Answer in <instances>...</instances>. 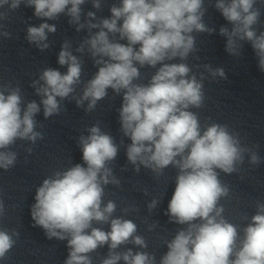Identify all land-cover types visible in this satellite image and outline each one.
I'll return each instance as SVG.
<instances>
[{
  "label": "clouds",
  "instance_id": "1",
  "mask_svg": "<svg viewBox=\"0 0 264 264\" xmlns=\"http://www.w3.org/2000/svg\"><path fill=\"white\" fill-rule=\"evenodd\" d=\"M86 2L0 0V9L7 6L0 11V37L11 36L4 23L10 11L21 5L33 8V16L44 22L29 25L25 39L41 52L50 46L49 34L57 31L56 25L47 21L64 15L76 32L88 31L75 49L81 56L73 54L70 41L61 45L57 62L66 66L65 73L46 67L32 80L30 87L40 97L39 103L30 100L25 104L18 86L0 85V169L7 171L15 165L17 153L10 148L17 140L34 145L43 139L35 119L41 108L48 119L58 115L61 101L71 97L78 108L91 112L111 89L122 96L117 112L119 130L131 141L126 146L128 164L137 173L142 166L157 177L169 166L177 170L164 214L169 223L184 227L165 242L167 251L159 261L132 247L117 251L126 244L146 249L147 243L136 234L132 220L113 216L114 201L103 203L105 186L120 184L109 166L119 146L99 123L78 138L82 163L53 172L35 189L30 207L32 226L41 228L49 240L66 241L68 254L63 264H93L90 254L104 246L108 252L99 264H264V202H257L242 236L237 226L225 219L224 207L219 204L229 195V187L219 179L220 172H237L246 155L250 165L260 164L261 157L242 145L239 133L227 125L210 123L202 128L198 115L191 111L203 106L204 80L228 79L223 67L210 64L202 65L204 70L197 78L184 62L198 50L194 33L216 31L204 21L205 0H119L109 8L110 16L98 18L95 11H88L82 20ZM257 3L264 0H215L213 6L231 25L219 28V35L226 38L225 52L239 57L242 42L249 43L257 67L264 73V30L257 32L255 27L261 16ZM91 4L96 10L101 8V0H91ZM85 53L97 71L75 95L76 86L82 83ZM175 60L180 62H172ZM146 66L155 69L154 73L146 84L136 83L140 69ZM26 151L31 154L32 148ZM158 203L153 198L147 205L149 212ZM123 211L127 213L129 208ZM4 215L0 199V217ZM94 224H107L109 230ZM154 227L150 225L149 230ZM18 236L15 229L0 228V261L6 259Z\"/></svg>",
  "mask_w": 264,
  "mask_h": 264
},
{
  "label": "water",
  "instance_id": "2",
  "mask_svg": "<svg viewBox=\"0 0 264 264\" xmlns=\"http://www.w3.org/2000/svg\"><path fill=\"white\" fill-rule=\"evenodd\" d=\"M119 0H101V8L92 7L91 0L82 6V20L88 11H95L98 18L110 16L109 8L118 4ZM215 0H205L207 9L205 23L216 31L212 34L194 33L197 51L190 54L184 61L197 74L203 71L202 65L223 67L228 79L211 78L204 80V103L199 109L193 108L200 120L202 128L206 124L219 123L239 133L241 144L256 151L261 157V163L250 165L248 157L238 166V171L230 175L220 172L222 184L229 187V195L222 197L219 204L224 207V217L237 226L240 235L256 211L257 202H264V73L257 67V58L247 42L243 43L239 57L229 56L225 52L226 38L219 35L220 26L231 28L213 6ZM261 16L255 26L257 32L264 30V3H257ZM0 9V11H5ZM33 8L21 5L15 11L8 13L6 30L11 33L8 38L0 37V85L11 84L19 87L24 103L36 100L30 87L32 80L38 79L42 69L52 67L65 73L66 66L58 64L57 58L61 45L65 40L71 42L74 55L81 56L75 49L88 35L87 29L76 32L74 26L68 24L64 15L56 20L47 21L56 25L57 31L49 34L50 46L41 52L35 45L25 39L29 25L38 26L44 22L33 16ZM95 31V30H94ZM126 43V41H121ZM82 76L76 93L81 92L83 83L97 71L88 54L82 56ZM172 62H180L175 60ZM155 69L144 67L140 69L141 77L136 83L146 84ZM207 75V73H205ZM122 96L108 90V95L96 105L91 112L78 108L69 97L61 101V112L48 119L43 116V109L35 117L37 131L43 133V139L36 144L17 140L10 150L17 153V160L7 171L0 169V199L5 205V215L0 217V228L15 229L19 236L16 244L7 253L6 259L0 264H63L68 250L66 241L49 240L39 227H33L30 207L35 202V189L43 179L55 171H63L75 163H82V152L78 146L81 134L87 135L86 129L99 123L102 131L115 138L119 146L116 159L109 165L113 174L120 180L119 185L105 186L103 203L112 200L117 208L113 216L132 220L137 225V233L145 238L146 249H137L131 244L121 245L117 251H125L132 247L133 251H147L159 261L167 251L165 242L170 240L181 225L168 222L164 214L175 188L177 170L172 166L164 169L156 176L149 169L141 166L139 173L134 171L126 158V146L131 142L120 132L117 109L120 108ZM86 107V104H85ZM123 140V144H121ZM32 148L31 154L26 149ZM219 171V170H218ZM147 193V194H145ZM159 200L157 207L149 212L147 205L153 199ZM129 208L125 213L123 210ZM155 225L149 230L150 225ZM105 231L107 224H94ZM108 248H98L91 253L93 264L107 255ZM123 264V261L119 262Z\"/></svg>",
  "mask_w": 264,
  "mask_h": 264
}]
</instances>
